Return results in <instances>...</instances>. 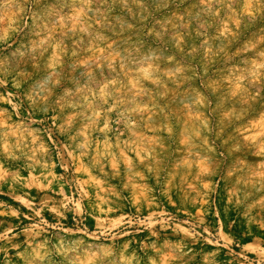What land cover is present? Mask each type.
Returning <instances> with one entry per match:
<instances>
[{
	"label": "rangeland",
	"instance_id": "rangeland-1",
	"mask_svg": "<svg viewBox=\"0 0 264 264\" xmlns=\"http://www.w3.org/2000/svg\"><path fill=\"white\" fill-rule=\"evenodd\" d=\"M0 264H264V0H0Z\"/></svg>",
	"mask_w": 264,
	"mask_h": 264
}]
</instances>
